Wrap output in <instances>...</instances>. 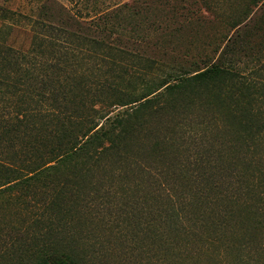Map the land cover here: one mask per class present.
Masks as SVG:
<instances>
[{"label":"trees","instance_id":"trees-1","mask_svg":"<svg viewBox=\"0 0 264 264\" xmlns=\"http://www.w3.org/2000/svg\"><path fill=\"white\" fill-rule=\"evenodd\" d=\"M202 6L219 19L208 0ZM88 7L74 18L88 36L69 50L59 52L55 37L68 31L45 22L38 47L18 54L0 43V264H106L98 254L103 233L88 234L91 253L85 238L73 237L79 213L88 211L107 224L124 215L116 237L125 247L149 231V259L159 264L164 257L153 245L178 231L221 263L264 264V237L254 243L233 222L242 216L250 229L264 225V0L221 20L231 30L222 42L162 79L149 75V62L116 60L99 35H120L108 21L117 14ZM133 32L122 35L147 43ZM49 47L53 62L42 56ZM132 77L139 88L120 87ZM147 117L149 154L133 138ZM127 176L162 206L145 213L142 198L123 201L112 216L114 189ZM66 225L69 235L61 236Z\"/></svg>","mask_w":264,"mask_h":264},{"label":"rangeland","instance_id":"rangeland-1","mask_svg":"<svg viewBox=\"0 0 264 264\" xmlns=\"http://www.w3.org/2000/svg\"><path fill=\"white\" fill-rule=\"evenodd\" d=\"M247 1L208 0L210 5L213 4L216 7L219 14V19L212 20V15L202 6L203 0H174L172 2L170 0L169 3H164L163 0H77V2L76 0H0V43L5 42L6 47H12L18 54L19 52H27L31 46L38 47L40 33H47L45 29L48 30V27L42 24L45 22L52 23L68 31L64 36L55 35V37L58 40L56 44L59 47V52L64 49L69 50L73 41L80 44L75 41V38L81 40V37L88 36L89 33L86 24L81 25V28L77 26L74 20L76 17L75 12L78 13V9L84 11L85 5H89L88 8H90L91 5L96 4L102 11L114 10L117 14L116 18H108V21L119 25L114 32L120 35L118 37L116 33L108 36L106 33L99 35L110 45L111 52L115 54V59L134 64L139 63L140 65L149 62V75L162 79L171 67H175V69L186 68L190 54L206 51L212 46V44L211 46L208 45L210 43L220 44L223 40L222 37L231 32L221 20L224 21L232 17L243 8ZM122 3H126L127 6L123 7ZM182 6H184V9H182ZM186 9L189 10L188 14ZM194 12L205 18L207 17L209 21L197 20ZM85 20L88 21L90 18H85ZM93 20H96V18ZM149 21L153 22L150 27ZM155 26L156 30L153 29ZM128 30L134 31V34L145 35L147 43L136 42V39H133L134 41L126 40L122 34L125 35ZM51 49L52 47L45 49L42 56L43 59L53 62L54 59L49 55L52 52ZM105 70H101L102 73ZM105 75L110 78L109 80H112L108 74L105 73ZM115 82H117V79ZM125 85L139 88L135 77L120 83V87L123 89H125ZM10 100L11 98L8 99V102ZM116 108L121 109L120 107ZM3 111L1 109L0 112L5 115ZM144 120L147 122L142 127L137 128L133 138L136 139V135H138L140 144L144 146L145 152L149 154V142H153V138L151 135L149 136V118L147 117ZM134 144L137 143L133 142ZM137 180L127 176L124 178V182H126L124 185L126 184L129 190L124 188L123 183L119 192L116 189L118 186L114 189L116 198L111 200L115 205L111 207V210L108 209L112 216H115L113 215L115 211L121 209L119 205L123 201L126 205L125 202L129 203L130 200L136 202L139 198H142L141 200H144L142 212L145 213L149 211V208L156 207L155 204L162 206V200L151 198L149 188L145 186L142 189ZM78 216L79 223L76 225L77 228L73 233V237L80 242L85 238V250L91 253L93 248L96 247L93 246L94 243L90 242V236L87 237L88 234L92 231L103 233L101 251H98V254L100 260L104 258V263L159 264L152 254H150L153 257L151 259L152 263L149 259V231L143 233L142 238L139 240L134 238L136 241L131 247H125L123 239L116 237V224L121 222L120 220L124 215L120 218L118 216L114 224H112L113 221L111 224H107L104 218H96L90 211L79 213ZM242 220V216H235L233 222L244 231L248 229V234L255 238L254 243L258 242L260 237H264V225H257L250 229ZM68 228L67 225L64 228L62 227L64 235L61 236L69 235L65 231ZM70 230L72 231L71 225ZM243 230L235 232L242 235L244 234ZM238 234L230 236L235 244L240 240ZM188 237H192V235H187L182 231H178L176 234L171 232L167 236L158 239L153 245L154 248L152 247V252L156 253L160 250L161 257H164V260L160 259L159 262L163 264L165 262L167 264H225L220 262V258L214 255L212 249L201 251L202 242L200 240L196 239L195 241L193 237ZM129 238L131 239V236ZM253 246L251 248L255 249L257 245L254 244ZM259 258L263 259L264 257Z\"/></svg>","mask_w":264,"mask_h":264}]
</instances>
